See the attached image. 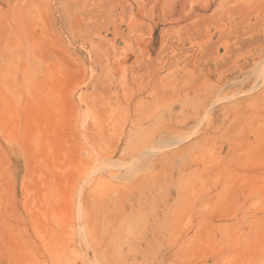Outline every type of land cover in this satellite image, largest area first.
I'll use <instances>...</instances> for the list:
<instances>
[{
    "label": "rangeland",
    "instance_id": "obj_1",
    "mask_svg": "<svg viewBox=\"0 0 264 264\" xmlns=\"http://www.w3.org/2000/svg\"><path fill=\"white\" fill-rule=\"evenodd\" d=\"M0 70V264H264V0H0Z\"/></svg>",
    "mask_w": 264,
    "mask_h": 264
},
{
    "label": "bare ground",
    "instance_id": "obj_2",
    "mask_svg": "<svg viewBox=\"0 0 264 264\" xmlns=\"http://www.w3.org/2000/svg\"><path fill=\"white\" fill-rule=\"evenodd\" d=\"M165 3V2H164ZM182 6V5H181ZM183 7V6H182ZM182 7H180L181 9H182ZM179 12V11H178ZM178 12H177V14H178ZM180 13V12H179ZM186 14V13H185ZM177 18H179V17H177ZM197 18V17H196ZM16 56V55H15ZM5 65V64H4ZM19 65V64H18ZM2 67H3V64H2ZM5 67V66H4ZM6 68H7V65H6ZM8 68H11V67H8ZM4 69V68H3ZM14 69H16V68H14ZM26 69H27V65L26 66H24L22 69H21V72L19 73V76L16 78V79H14L13 80V82H11V84L8 86V87H10V88H12V89H9V95L8 96H11L10 98H11V100H12V98H14V97H17V96H15L14 95V92L12 91V90H14L16 93H18V90H19V87H20V84L23 82V84H25V81H27V80H29L28 78H27V75H26V73H28V71H26ZM10 70V69H9ZM19 71V70H18ZM0 72L2 73V71L0 70ZM4 72H6V71H4ZM2 73V75H3V77H5L4 76V74L5 73ZM9 74L8 73H6V78H7V76H8ZM14 77V76H13ZM15 78V77H14ZM9 82V81H8ZM3 83V82H2ZM2 83H1V85H2ZM7 83V82H6ZM5 85V84H4ZM7 85V84H6ZM6 85L5 86H3L2 85V87L1 88H6ZM6 90H7V88H6ZM3 93H4V91H3ZM21 93V92H20ZM20 93H18V94H20ZM8 94V93H7ZM2 95V94H1ZM21 95V94H20ZM3 97V96H2ZM4 99H6V100H8L7 99V97H3ZM16 99V98H15ZM6 100H4V102H6ZM1 101V100H0ZM1 102H3V100L1 101ZM8 102H10L9 100H8ZM7 102V103H8ZM5 105H7V104H5Z\"/></svg>",
    "mask_w": 264,
    "mask_h": 264
}]
</instances>
